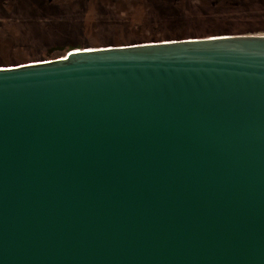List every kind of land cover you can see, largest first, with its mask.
<instances>
[{
    "label": "water",
    "instance_id": "obj_1",
    "mask_svg": "<svg viewBox=\"0 0 264 264\" xmlns=\"http://www.w3.org/2000/svg\"><path fill=\"white\" fill-rule=\"evenodd\" d=\"M0 264H264V35L0 67Z\"/></svg>",
    "mask_w": 264,
    "mask_h": 264
},
{
    "label": "rangeland",
    "instance_id": "obj_2",
    "mask_svg": "<svg viewBox=\"0 0 264 264\" xmlns=\"http://www.w3.org/2000/svg\"><path fill=\"white\" fill-rule=\"evenodd\" d=\"M42 1L35 0V3ZM63 1L65 2V0ZM73 1L69 0L68 2L71 4L60 7L58 15L54 17L53 21L48 19L39 21L41 23L38 25L41 40L29 35H23L22 40H19L16 36L19 29L15 15L16 1L0 0V65L13 66L20 63L53 59L54 57H44L47 50L58 40H63L67 33L89 34L88 39L93 45L91 48L94 49L106 45L121 46L141 40L150 41V39L172 35L175 32L181 34L184 32L204 33V28L209 22L218 21L215 26L220 29L224 20L231 18L244 25L246 22L252 28L264 29L263 0H243L248 2L246 6L240 10L228 11L226 12L227 16L216 20L213 19V15H207L205 11L211 13V10L206 9L205 5L221 3L224 0H147V7L142 11L139 9L134 11L131 0H126L131 6L129 9L119 12L118 6L112 5L105 13L100 11L101 14H107L102 16L95 15L96 4L94 1V3L88 4L87 10L80 16V20L76 19L74 24L71 19L74 14L72 9L76 8L72 6ZM25 2L28 6L31 5L29 0H25ZM25 6L27 5L25 4ZM173 8L183 11L184 19L175 20ZM81 21L82 23H80ZM255 34L264 35V33ZM75 39L80 40L79 37H75ZM77 49L81 50L82 48L73 50Z\"/></svg>",
    "mask_w": 264,
    "mask_h": 264
},
{
    "label": "flooded vegetation",
    "instance_id": "obj_3",
    "mask_svg": "<svg viewBox=\"0 0 264 264\" xmlns=\"http://www.w3.org/2000/svg\"><path fill=\"white\" fill-rule=\"evenodd\" d=\"M15 1V15L18 22L16 24H18L19 27L16 36L19 40H22L23 35L35 36L36 39L41 40V32H39L40 28L38 27V25H40L41 23L39 21H43L45 19L53 21L54 17L58 15L60 7H64V5L66 6V4L70 3L68 2L69 0H65V2L63 0H43L39 3H35V0H29L31 5L28 6L25 0ZM73 2L72 6L76 7L72 9L74 11L73 18H71L73 20V24L76 22V19L80 20V16L84 13V11L87 10L89 3L96 4V16L107 15L101 14L100 11H104L105 13L112 5L118 6V8L120 9L119 12L121 10L124 12L125 10L129 9V7H131L126 0H74ZM131 3L133 5L134 11L137 9L142 11L147 7L148 1L131 0ZM25 4L27 6H25ZM126 4L127 6H125ZM80 23H82V21ZM88 36L89 34H85L83 32H80L78 34L67 33L63 40H58L47 50V53L44 57H54L53 59H57L61 58L63 55L67 56L68 54H70V52L74 51L73 49L75 48H91L93 45L91 42H89ZM75 37H79L80 40L77 41Z\"/></svg>",
    "mask_w": 264,
    "mask_h": 264
},
{
    "label": "trees",
    "instance_id": "obj_4",
    "mask_svg": "<svg viewBox=\"0 0 264 264\" xmlns=\"http://www.w3.org/2000/svg\"><path fill=\"white\" fill-rule=\"evenodd\" d=\"M247 3H248L247 1H243V0L236 1V2L230 1V0H224L221 3L205 5L206 9L211 10L212 14L208 13L209 11H205V12L207 13V15H213L214 16L213 19L216 20L217 18L227 16L226 12L228 11L240 10L242 7L246 6ZM174 9L175 8L172 9V12L174 11V14H175L173 18L175 20L184 19L182 17V14L184 12L181 11L180 9L179 10H174ZM243 11H246V10H243ZM216 22L218 21L209 22L207 26L204 28V33L202 32L185 33L184 32L181 34V33L175 32L172 35H166L161 38L150 39V41L141 40L138 42H133V43L130 42V43L122 44V45H134V44L153 43V42L185 40V39L204 38V37L221 36V35H249V34H255V33H264V29L261 30L260 27L252 28L251 26H248L249 25L248 23L245 22V25H244L242 22L237 21L232 18L228 20L227 19L224 20L223 22L224 24L220 29L216 28L215 26ZM109 46H112V45H106L105 47H109ZM40 61H44V60H40ZM20 64H15L13 66L20 65ZM7 66L8 65H0V67H7Z\"/></svg>",
    "mask_w": 264,
    "mask_h": 264
}]
</instances>
